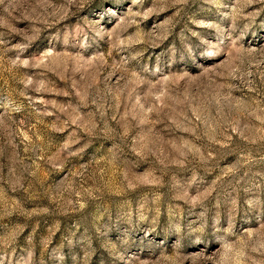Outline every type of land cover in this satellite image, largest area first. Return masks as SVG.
Wrapping results in <instances>:
<instances>
[{"label":"rangeland","instance_id":"obj_1","mask_svg":"<svg viewBox=\"0 0 264 264\" xmlns=\"http://www.w3.org/2000/svg\"><path fill=\"white\" fill-rule=\"evenodd\" d=\"M0 264H264V0H0Z\"/></svg>","mask_w":264,"mask_h":264}]
</instances>
